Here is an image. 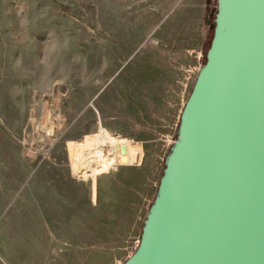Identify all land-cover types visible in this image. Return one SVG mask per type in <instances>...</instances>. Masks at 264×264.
I'll return each instance as SVG.
<instances>
[{
  "label": "rangeland",
  "instance_id": "1",
  "mask_svg": "<svg viewBox=\"0 0 264 264\" xmlns=\"http://www.w3.org/2000/svg\"><path fill=\"white\" fill-rule=\"evenodd\" d=\"M218 12V0H0V264L135 254ZM98 143L114 146L107 158Z\"/></svg>",
  "mask_w": 264,
  "mask_h": 264
},
{
  "label": "water",
  "instance_id": "2",
  "mask_svg": "<svg viewBox=\"0 0 264 264\" xmlns=\"http://www.w3.org/2000/svg\"><path fill=\"white\" fill-rule=\"evenodd\" d=\"M215 36L126 264H264V0H218Z\"/></svg>",
  "mask_w": 264,
  "mask_h": 264
},
{
  "label": "bare ground",
  "instance_id": "3",
  "mask_svg": "<svg viewBox=\"0 0 264 264\" xmlns=\"http://www.w3.org/2000/svg\"><path fill=\"white\" fill-rule=\"evenodd\" d=\"M114 147L113 145L110 146V144L107 143H98V144H93L90 147V151L92 152L93 156L96 158H107V153L109 152L110 149ZM108 160V159H107ZM128 159L126 157L123 158V162L127 163Z\"/></svg>",
  "mask_w": 264,
  "mask_h": 264
},
{
  "label": "trees",
  "instance_id": "4",
  "mask_svg": "<svg viewBox=\"0 0 264 264\" xmlns=\"http://www.w3.org/2000/svg\"><path fill=\"white\" fill-rule=\"evenodd\" d=\"M207 62H208V58H207L206 64H207ZM206 64H205V65H206Z\"/></svg>",
  "mask_w": 264,
  "mask_h": 264
}]
</instances>
